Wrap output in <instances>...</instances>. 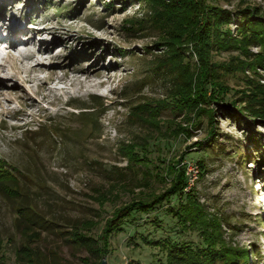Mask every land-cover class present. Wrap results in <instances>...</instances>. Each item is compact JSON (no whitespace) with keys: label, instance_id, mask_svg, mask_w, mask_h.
Here are the masks:
<instances>
[{"label":"rangeland","instance_id":"374dc122","mask_svg":"<svg viewBox=\"0 0 264 264\" xmlns=\"http://www.w3.org/2000/svg\"><path fill=\"white\" fill-rule=\"evenodd\" d=\"M208 3L229 11L252 8L264 17V0ZM153 15L150 7L132 0H0V20L6 21L0 29L16 24L20 33L32 30L34 40L26 50L37 53L40 42L52 43L67 66L59 71L61 82L44 88L40 81L20 82L38 105L18 103L17 117L0 113V160L20 178L17 187L5 188L11 194L20 191L18 200L43 219L40 229H26L24 222L18 226L15 202L0 195V264H17V252L25 248L23 258L40 255L39 264H94L91 249L102 246L104 227L115 212L165 194L182 171L185 192L208 205L210 214L228 218L226 243L250 253L246 264H264V121L252 122L239 112L247 75H228L232 92L224 104L206 107L210 112L188 119L166 110L157 126L143 121L133 108L167 101L171 88V77L162 73L166 47L159 46L163 35ZM240 23L239 16L232 19L234 35ZM25 37L18 38H31ZM188 45L191 71L197 74L199 61ZM251 52L264 56L262 48ZM238 54L224 52L215 61L228 64ZM97 62L91 71L101 79L94 88L81 89L72 83L74 74L65 76ZM260 74L264 84V71ZM82 114L89 119L82 120ZM131 144L149 148V167L129 163L122 148ZM177 203L174 198L154 213H134L125 232L110 239L108 264H167L166 252L146 246L141 236L200 245L195 233H184L167 213ZM76 224H85L84 233L98 239L90 242V250L66 241Z\"/></svg>","mask_w":264,"mask_h":264},{"label":"trees","instance_id":"16d2710c","mask_svg":"<svg viewBox=\"0 0 264 264\" xmlns=\"http://www.w3.org/2000/svg\"><path fill=\"white\" fill-rule=\"evenodd\" d=\"M140 5L150 7L153 12L152 23L163 36L159 46H165V55L162 58L163 72L171 77V88L167 101L155 104H143L133 108L137 116L145 122H155L162 118L163 112L169 110L173 116L185 115L190 119L194 114L210 112L206 107L213 104H224L232 89L225 79L230 74L241 73L245 78L246 88L242 94L239 109L252 122L258 119L264 121V84L260 82V71H264V56L253 55V47L264 49V17L255 12V9L246 8L229 11L221 6L210 5L208 0H132ZM232 3L237 0H222ZM235 16L241 18L234 35L229 28ZM188 44L193 45L194 54L199 61V71H191V57L187 56ZM224 52L239 53L231 63L216 62L215 56ZM242 56V57H241ZM210 93V95H209ZM237 92H235L236 94ZM238 102V101H237ZM237 102L233 105L238 107ZM139 113V114H138ZM90 114H82V120H88ZM188 131V130H187ZM123 155L133 165L149 167L151 159L147 155L148 147L140 145H124ZM0 160V195L15 202L21 223L26 229L34 230L42 227V217L25 200H18L23 196L20 191L11 194L6 185L17 187L20 178ZM178 171H182L177 168ZM8 186V188H9ZM188 181L185 171L179 173L174 186L165 194L151 200L132 202L117 210L111 220L104 227L101 238L102 246L91 249L90 242L98 239L84 233V225L76 224L67 242L82 248L91 249L94 264H100V257L110 252V239L125 232V222L134 214H150L158 211L165 204H171L174 198L178 199L176 206L168 207L167 213L176 221L177 227L184 233H195L201 241L200 245L191 242H172L168 240L154 241L141 236L146 246L163 249L167 256V264H246L249 259L247 250L233 248L224 240L225 228L229 220L224 214L209 213V207L200 202V198L192 193L185 192ZM15 195V196H13ZM157 223V220L154 221ZM67 234L69 232H66ZM102 247V248H101ZM21 249L17 252V264H39L40 255L31 259H24ZM98 261V262H97ZM128 264H140L134 260Z\"/></svg>","mask_w":264,"mask_h":264},{"label":"bare ground","instance_id":"6f19581e","mask_svg":"<svg viewBox=\"0 0 264 264\" xmlns=\"http://www.w3.org/2000/svg\"><path fill=\"white\" fill-rule=\"evenodd\" d=\"M5 22L0 20V25L5 24ZM21 29L16 24L0 29V46H6V48L0 47V113L12 117H17L20 114L18 109L13 108L18 103L29 101L33 106L40 103L39 100H34L30 94L28 95L29 91L23 85L24 83L34 84L40 81L42 88H44L49 82L60 81L59 71H66L67 68L66 63L60 61L61 56L56 54L52 43L46 45L44 42H40L38 52L29 53L26 49L30 46L29 41L34 40V32L27 30V32L20 33ZM19 34H24L26 37L31 36V38L24 42L18 38ZM27 62L34 63V65L26 66ZM99 65L98 62L93 63L88 71L70 69L65 76L69 78L70 74H74L72 83L77 84L81 89L94 88L95 82L101 79V75L93 73L91 69L99 67ZM38 74H46V77L41 79L37 76ZM73 84H71L72 87ZM56 91L58 90L56 89Z\"/></svg>","mask_w":264,"mask_h":264},{"label":"water","instance_id":"95a60500","mask_svg":"<svg viewBox=\"0 0 264 264\" xmlns=\"http://www.w3.org/2000/svg\"><path fill=\"white\" fill-rule=\"evenodd\" d=\"M101 264H108L107 260L104 258Z\"/></svg>","mask_w":264,"mask_h":264}]
</instances>
